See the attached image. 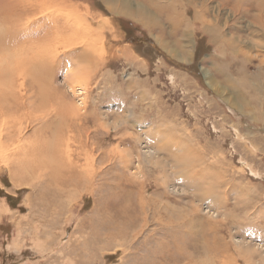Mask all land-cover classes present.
Here are the masks:
<instances>
[{
    "label": "rangeland",
    "instance_id": "rangeland-1",
    "mask_svg": "<svg viewBox=\"0 0 264 264\" xmlns=\"http://www.w3.org/2000/svg\"><path fill=\"white\" fill-rule=\"evenodd\" d=\"M77 14L93 61L54 36ZM7 119L27 158L8 163L15 137L0 152V264H264V0H56L0 19Z\"/></svg>",
    "mask_w": 264,
    "mask_h": 264
},
{
    "label": "bare ground",
    "instance_id": "bare-ground-1",
    "mask_svg": "<svg viewBox=\"0 0 264 264\" xmlns=\"http://www.w3.org/2000/svg\"><path fill=\"white\" fill-rule=\"evenodd\" d=\"M55 1L56 0H26V1L22 0V1H19L17 4H15L16 0H14V1H12V0H0V19L6 24V26H8V20L9 19L21 18L24 16H30V15L34 17V16L42 13L43 10L45 11V10L49 9V5L54 3ZM11 11H12V13L9 16V12H11ZM51 16H55V15H51ZM66 17H67L66 19H62L63 22H62L61 26L53 25V27L55 29L54 36L59 38L61 45H64L63 47L78 46V48H79L78 52L83 51L84 56L89 61H93L96 57L98 58V56H99L97 53L98 50H100L101 53H103V51H104V48L102 47L103 45L101 46L102 42H101L98 34H92L94 31L91 29V27L89 26L87 21H85L80 16V14H77V16H66ZM26 31L28 32V31H32V30L27 29ZM212 33L213 32H211V34H210L211 36H212ZM188 37H190V35ZM211 40L216 42L219 39L217 37L216 38L211 37ZM218 43H220V42H218ZM226 43H228V42H226ZM229 47H230V44H229ZM73 71L74 72H72L71 75L74 78H77L80 69H76ZM76 71H78V73H76ZM205 76H208L207 72L205 73ZM6 88H8V87L6 86L4 89H6ZM10 121H11V119H7V120H4L3 122H0V127H1V130H0V152L2 151V148H5L6 145L9 146V144L7 142L12 141L9 139H12V137L17 138L18 143L16 145H14L12 148H9V153H8L9 161H8V163L10 164V166L11 165L13 166L14 170H18L20 172H25V170L23 169V164L25 163L26 158H27V156L25 155L26 150H24V148H23V143H21L20 140L18 139V133H20L22 126L16 125L17 127L14 129L12 126L14 122L11 123ZM6 128H9L8 133H5ZM13 130H17L19 132L17 134H12L11 132ZM40 140H41V137H40V139H38V141L40 142ZM150 150H152V149H149L148 151H146L144 153L143 160H145L147 162H154L155 161L154 152L151 153ZM44 152L45 151H43V154H44ZM39 155L41 156V154L39 153V149L35 148L33 154H31L32 158L39 157ZM43 157H46V158L49 157V153L45 152ZM121 157L124 158L125 164L127 166L131 163V159L127 158L125 154L122 153ZM35 159H37L36 161H38V158H35ZM35 159H32L31 162H34ZM143 160L139 161V167L141 166ZM187 170H189V169H187ZM190 171H192V170H190ZM28 173L30 175L31 174L35 175L36 169L33 167L31 170H28ZM189 173H191V172H189ZM33 175H31V176H33ZM213 198H215V197H213Z\"/></svg>",
    "mask_w": 264,
    "mask_h": 264
}]
</instances>
